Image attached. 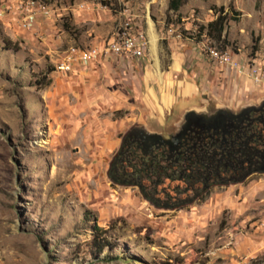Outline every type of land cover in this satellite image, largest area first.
<instances>
[{
	"label": "rangeland",
	"instance_id": "1",
	"mask_svg": "<svg viewBox=\"0 0 264 264\" xmlns=\"http://www.w3.org/2000/svg\"><path fill=\"white\" fill-rule=\"evenodd\" d=\"M211 4L239 11L229 56L264 64V0H184L179 17L168 0H0V264H264V171L197 182L176 208L109 173L131 126L168 133L187 109L264 100L195 39ZM117 26L140 34L139 56L56 69Z\"/></svg>",
	"mask_w": 264,
	"mask_h": 264
},
{
	"label": "flooded vegetation",
	"instance_id": "2",
	"mask_svg": "<svg viewBox=\"0 0 264 264\" xmlns=\"http://www.w3.org/2000/svg\"><path fill=\"white\" fill-rule=\"evenodd\" d=\"M173 132L179 135L176 141L161 143L156 139L160 132L131 126L111 156L109 173L116 178L132 171L123 166L131 163L130 158H147L152 164L171 158L185 168L193 185L206 180L202 189L207 190L209 180L232 181L264 171V100L236 110L220 105L200 109L180 121Z\"/></svg>",
	"mask_w": 264,
	"mask_h": 264
},
{
	"label": "trees",
	"instance_id": "3",
	"mask_svg": "<svg viewBox=\"0 0 264 264\" xmlns=\"http://www.w3.org/2000/svg\"><path fill=\"white\" fill-rule=\"evenodd\" d=\"M183 2L184 0H168V11L172 10L179 17L178 10ZM210 9L214 17L198 25L195 39L206 38L211 46H214L220 52H224L229 46V41L224 34L225 24L229 19H237L239 11L216 4H211ZM130 161V164L126 163L123 166L131 167L132 171L125 172L115 179L123 183L138 185L143 195L155 205L176 208L195 200L198 196V194L188 193L190 186L193 185L192 179L183 166L171 162L173 159L159 158L153 164L147 158H130ZM177 161H183L182 163H184L186 159L179 158ZM111 176L113 175L111 174ZM166 179L177 181L172 187L173 192L171 193L163 185ZM200 181L202 183L200 190H203L202 186H204L206 180L201 179ZM106 244L108 242L103 240L100 247Z\"/></svg>",
	"mask_w": 264,
	"mask_h": 264
},
{
	"label": "built area",
	"instance_id": "4",
	"mask_svg": "<svg viewBox=\"0 0 264 264\" xmlns=\"http://www.w3.org/2000/svg\"><path fill=\"white\" fill-rule=\"evenodd\" d=\"M139 39L140 34L134 36L128 27L117 26L102 47L97 45L82 48L70 46L67 52L54 62V65L56 69L70 70L75 65H87L103 54L139 56L141 54ZM206 51L213 60L225 63L228 68L235 69L239 73H244L245 68L239 66L226 51L220 52L211 45L206 48ZM254 59L252 58V62L247 66L248 74L254 83L260 84L264 82V64Z\"/></svg>",
	"mask_w": 264,
	"mask_h": 264
},
{
	"label": "water",
	"instance_id": "5",
	"mask_svg": "<svg viewBox=\"0 0 264 264\" xmlns=\"http://www.w3.org/2000/svg\"><path fill=\"white\" fill-rule=\"evenodd\" d=\"M198 113V110H196V109H189V110H186L184 113H183V115H182V118H181V120L180 121H183L184 119H187V117H188V115H193V114H197ZM179 121V122H180ZM178 133L176 134L175 132H173V133H167V134H163V133H159L158 135H157V137H156V139H157V141H159V142H164V141H166V140H177L178 139Z\"/></svg>",
	"mask_w": 264,
	"mask_h": 264
},
{
	"label": "crops",
	"instance_id": "6",
	"mask_svg": "<svg viewBox=\"0 0 264 264\" xmlns=\"http://www.w3.org/2000/svg\"><path fill=\"white\" fill-rule=\"evenodd\" d=\"M254 61H257L256 59H254ZM248 66V65H247ZM247 66L245 67V71H244V73H240V75H239V77L240 78H243V79H245L246 80V82L248 81V82H250V86H253V88H251V89H254L255 87H259L260 86V84H256V83H254L253 81H252V79L250 78V76H249V74H248V69H247ZM235 73H236V70H235ZM242 74V75H241ZM263 83V82H262ZM249 86V87H250ZM243 106V105H242ZM226 107V106H225ZM226 108H228V109H230L229 107H226ZM191 109H193V108H191ZM203 109V108H202ZM187 110H189V109H187ZM197 110V109H196ZM198 110H200V109H198ZM230 110H232V109H230ZM149 131H155V130H149ZM157 132V131H156Z\"/></svg>",
	"mask_w": 264,
	"mask_h": 264
}]
</instances>
